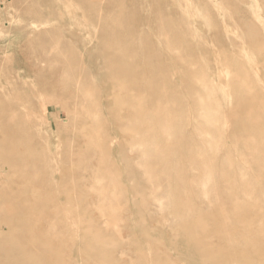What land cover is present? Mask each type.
<instances>
[{"label":"rangeland","instance_id":"374dc122","mask_svg":"<svg viewBox=\"0 0 264 264\" xmlns=\"http://www.w3.org/2000/svg\"><path fill=\"white\" fill-rule=\"evenodd\" d=\"M129 1L0 0V111L16 104L23 133L18 166H33L19 174L20 170L15 174L8 166L0 171V199H4L0 202V264H39V250L26 253L30 238L57 248L56 254L66 264H264V0H156L158 8H152L155 0H144L145 9L135 10L137 17L147 12L145 17L155 21L160 16V23L167 24L157 31L154 22L137 25L130 41L133 47L129 44L131 50L126 52L131 58L124 60L140 71L143 62L146 65L153 58L155 63L159 55V63L165 58L161 69L142 73L146 83L156 80L157 90L163 81L159 91L155 90L157 94L162 91L161 96L145 91L141 100L144 109H151L144 111L146 123L141 125L151 138L143 142L146 133L137 116L133 122L117 121L125 116L122 107L129 105L126 96L136 100L137 95L121 90L112 80L117 68L109 58L118 51V29L112 19H125L123 6L133 13ZM141 39H146L148 52L143 51L146 46ZM116 92L121 99L114 96ZM132 105L127 107L136 115ZM158 114L180 115H171L170 123L161 128L162 140L152 138L160 129ZM208 130L214 133H206ZM52 168L57 170L55 174ZM14 179H19L20 185L12 186ZM231 186L245 189L232 205L238 201L245 202L244 206L247 201L244 208L253 210L251 223H241L237 233L256 234L255 244H260L257 254L247 252L245 244L240 247L241 238L234 234L223 243L211 239L216 252L203 259L189 254L184 248L185 224L191 225L190 233L199 236L213 225L206 224V215L213 221L218 208L230 215L233 208L225 198L232 192ZM16 190H22L23 199L34 194L37 201L18 202L17 206L10 194ZM190 204L193 208H185ZM9 209L12 229L23 235L9 234V223L4 222ZM27 209L31 212L23 213ZM31 215L36 217L33 225H29L35 220ZM62 243L66 251L60 247ZM223 253L233 258L222 261ZM47 257L52 258L49 264H56L53 253Z\"/></svg>","mask_w":264,"mask_h":264},{"label":"bare ground","instance_id":"6f19581e","mask_svg":"<svg viewBox=\"0 0 264 264\" xmlns=\"http://www.w3.org/2000/svg\"><path fill=\"white\" fill-rule=\"evenodd\" d=\"M156 1V0H155ZM182 1V0H181ZM124 2H126V1H124ZM148 2H149V0H148ZM173 2V1H172ZM117 3V2H116ZM120 4L121 3H119V5H117L118 6V8L120 7V8H122V6H120ZM156 5L155 6H152V4L150 5V6H152V8H158L159 6H160V2L159 1H156V3H155ZM222 4H224V3H222ZM126 5V4H125ZM128 5V4H127ZM126 5V6H127ZM149 5V4H148ZM147 5V6H148ZM230 5V4H229ZM129 6H131V8H132V12L133 13H131V10L129 9V10H126L125 8V6H123V9H125L126 10V12H125V10H124V12H123V9H121L122 11V13H125V19H123V20H121V21H116L115 19H117V18H114V19H112L113 21H114V23H115V25H114V23H113V21H112V25H114V26H116V28L118 29V31H116L115 30V32H116V35H115V39H116V41H118V43H117V47L115 48V49H117L118 51L117 52H115L114 54L112 53L111 55H109V58L112 60V63L113 64H115L116 66V68H117V72H116V74H113V77H112V80H115V83H119V84H117V86H119L120 87V89L121 90H126L127 91V93H131L132 91L133 92H136V93H133V94H130V95H137L136 96V100L134 99V98H130L131 100H134L135 101V103L136 104H133L134 102L132 101V103H131V100L129 99V95L128 94H126V95H128V96H126V98H128V100L129 101H127L128 102V104L131 106L132 104V107H134L135 109H137V114L135 115L133 112H132V110L129 108V107H127V106H129V105H127L126 107H124L123 105V107L122 108H125L124 110H123V114H125V116L123 115V116H120L119 118H117V121L118 122H122V121H130V122H133L134 120H136V116H137V119L140 121V126L141 125H143V123H146L145 121H146V119L145 118H147L146 117V115L147 114H145L146 113V111L148 112L149 110H151V109H149L148 107H146V109H144L143 107L145 106H143V104H142V102H141V100L143 99V95H144V92L146 91L147 93L149 92V93H156V92H158L159 91V89L161 88V84L163 83V81H162V83H161V81L160 82H158V80H157V83H158V85H159V83H161L160 84V86H159V89L157 90V88H156V80H155V82H153V83H146L147 81H145L144 80V74H142V73H145V72H143V70L144 71H151L152 73H153V71H155L156 69H161V65H162V63H161V61H162V58H164V57H162L161 58V61H160V63L158 62V60L160 59V55L159 56H157V58L155 59L156 60V62L154 63L152 60H154L153 58H151V62H149L148 61V64H146L145 65V62H143V66H141L142 68H141V70L140 71H135V69H136V67L135 66H133L132 65V62H131V64L130 65H126V63H124V60L125 59H127V58H129V55H127V54H129V53H126L128 50H129V48L131 47L130 45H132V47H133V44H130V41L132 40V37H133V34L134 33H137V31H136V29H138L137 28V25L138 26H142V25H148V26H150L151 25V22H154L153 23V25H154V27L155 28H153V30L154 31H157L156 30V28L157 29H159L160 27H161V29L163 28V27H165V26H167V24L165 23V24H163V23H160V16H157V17H155L154 18V20L155 21H153L151 18H149V17H145L146 16V14H147V12L146 11H144L143 13H145L146 12V14H145V16H141V14L140 15H138V17H137V14L136 13H134L135 12V10H137V12H139L138 10H140L141 8H144V0L142 1V0H130L129 1ZM129 6H127L128 8H129ZM233 6V5H232ZM235 6V5H234ZM146 7V6H145ZM188 7V6H187ZM119 8V9H120ZM127 8V9H128ZM148 8V7H147ZM146 8V9H147ZM113 9V8H112ZM116 9V8H115ZM114 9V10H115ZM145 9V8H144ZM118 10V9H117ZM117 10H115V12L117 11ZM141 10H143V9H141ZM148 10V9H147ZM153 10V9H152ZM162 10H164V9H162ZM117 12H119V11H117ZM121 12H119L120 14H121ZM141 12V11H140ZM155 12V11H154ZM162 12V11H161ZM229 12V11H228ZM110 13H111V10H110ZM113 13V12H112ZM149 13V12H148ZM158 14L159 15H161L160 14V11H158ZM115 15V14H114ZM122 15V14H121ZM120 15V16H121ZM135 15V16H134ZM153 15V14H152ZM113 16V15H112ZM148 16H151V15H148ZM156 16V15H155ZM180 16V15H179ZM117 17H119V16H117ZM186 18V17H185ZM119 19H120V17H119ZM118 19V20H119ZM183 19V18H182ZM181 19V20H182ZM163 20V19H162ZM179 20V19H178ZM164 21V20H163ZM184 21H185V19H184ZM168 22V21H167ZM181 22V21H180ZM253 22V21H252ZM169 24H168V27L169 26H171V22H168ZM152 25V26H153ZM180 26V25H179ZM187 26H188V24H187ZM159 27V28H158ZM167 27V28H168ZM178 27V26H177ZM196 27V26H195ZM171 28V27H170ZM182 28H183V26H182ZM115 29V28H114ZM148 29V28H147ZM172 29V28H171ZM148 30H150V28L148 29ZM152 30V31H153ZM167 30V29H166ZM175 30V29H174ZM182 30V29H181ZM189 30V29H188ZM141 31V30H140ZM139 31V32H140ZM144 31V30H143ZM183 31V30H182ZM253 31V30H252ZM251 31V32H252ZM145 32V31H144ZM177 32V31H176ZM184 32V31H183ZM186 32V31H185ZM184 32V33H185ZM147 33V32H146ZM187 33V32H186ZM140 34V33H139ZM143 34V33H142ZM169 34V33H168ZM188 34V33H187ZM190 34V33H189ZM145 35V34H144ZM158 35V34H157ZM164 35V34H163ZM135 36V38H137L136 37V34L134 35ZM143 38H144V36H143ZM147 38V37H146ZM139 40V39H138ZM141 40H144V43H145V40L146 39H141ZM140 40V42L142 43L143 41H141ZM178 40V39H177ZM115 41V42H116ZM135 41V40H134ZM148 41V40H147ZM176 41V40H175ZM171 42V41H170ZM174 42V41H173ZM144 43H142L143 44V46H146L144 49H143V51L144 52H146L147 51V49L149 48L148 46H147V43H145V45H144ZM181 43V42H180ZM183 43V42H182ZM118 44H121V45H119L118 46ZM130 44V45H129ZM140 44V43H139ZM115 45H116V43H115ZM169 45V44H168ZM172 45V44H171ZM114 46V45H113ZM142 46V45H141ZM143 46H142V48H143ZM153 46H155L154 44H153ZM161 46V45H160ZM163 46V45H162ZM139 47H140V45H139ZM148 47V48H147ZM113 48V47H112ZM156 49V47H153V49ZM169 48V47H168ZM139 49V48H138ZM152 49V48H151ZM152 49V50H153ZM163 49V48H162ZM131 50V49H130ZM130 50H129V52H130ZM133 50V49H132ZM134 51V50H133ZM132 51V52H133ZM138 51V50H137ZM140 51H142V50H140ZM151 51V50H150ZM157 51H163V50H159V48H157ZM195 51V50H194ZM114 52V51H113ZM136 52V51H135ZM148 52V51H147ZM155 52V51H154ZM173 52V51H172ZM175 52V51H174ZM162 53H164V52H162ZM138 54V53H137ZM165 54V53H164ZM163 54V55H164ZM177 54V53H176ZM132 55V54H131ZM142 55H143V53H142ZM146 55V53H144V56ZM158 55V54H157ZM162 55V54H161ZM162 55V56H163ZM178 55V54H177ZM138 56V55H137ZM156 57V56H155ZM154 57V58H155ZM130 58H131V56H130ZM129 58V59H130ZM138 58V57H137ZM139 58H140V56H139ZM148 58V57H147ZM146 57H144L143 59H147ZM128 59V60H129ZM165 59V58H164ZM163 59V60H164ZM170 59V58H169ZM132 60V59H131ZM136 60V59H135ZM134 60V61H135ZM149 60H150V57H149ZM167 60V59H166ZM82 61V60H81ZM133 61V60H132ZM141 61H142V59H141ZM219 61V60H218ZM128 62V61H127ZM163 62V61H162ZM136 63V62H135ZM161 64V65H160ZM139 65V64H138ZM142 65V64H141ZM178 65V64H177ZM225 65V64H224ZM163 66V65H162ZM166 68V67H165ZM185 69V68H184ZM184 69H183V71H184ZM189 69V68H188ZM188 69H186L187 71H188ZM180 70V69H179ZM178 70V71H179ZM224 70V69H223ZM229 70V69H228ZM219 71V70H218ZM217 71V72H218ZM222 71V70H221ZM259 71V70H258ZM156 72V71H155ZM160 72V71H159ZM159 72H157V73H159ZM167 72V71H166ZM168 73H170V72H168ZM168 73H166V74H168ZM188 73V72H187ZM220 73H222V72H220ZM147 74V73H146ZM149 74H151V73H149ZM161 74H163V72L161 71ZM165 74V73H164ZM175 75V74H174ZM220 75V74H219ZM112 76V75H111ZM141 76V77H140ZM147 76V75H146ZM160 76V75H159ZM162 77H163V75H161ZM216 76V75H215ZM159 78V77H158ZM225 78V77H224ZM163 79V78H162ZM151 80V79H150ZM154 80V79H153ZM161 80V79H160ZM213 80V79H212ZM232 80V79H231ZM110 81V80H109ZM172 81V80H171ZM170 81V82H171ZM182 81V80H181ZM205 81V80H204ZM111 82V81H110ZM220 82V81H219ZM227 82V81H226ZM144 83H146V85H145V89L142 87L143 86V84ZM155 83V84H154ZM259 83V82H258ZM262 83V82H261ZM184 84H185V82H184ZM216 84V83H215ZM214 84V85H215ZM224 84V83H223ZM227 84H229V83H227ZM182 85V84H181ZM155 86V87H154ZM230 86V85H229ZM228 86V87H229ZM111 87V86H110ZM110 87H109V89H110ZM115 87V85L113 86L112 85V90H113V88ZM226 87V86H225ZM118 88V87H117ZM175 88V87H174ZM215 88V87H214ZM236 88H238V87H236ZM119 89V88H118ZM177 89H178V87H177ZM187 89V88H186ZM264 89V88H263ZM114 90H116L115 88H114ZM155 90H156V92H155ZM219 90V89H218ZM254 90V89H253ZM210 91V90H209ZM226 91V90H225ZM161 92L162 91H160L158 94L156 93V95H159L160 94V96H161ZM166 92V91H165ZM180 92V91H179ZM211 92V91H210ZM117 94H115L114 93V96L116 95H118V93L119 92H116ZM151 93V94H152ZM163 93V92H162ZM194 93V92H193ZM262 93V92H261ZM166 94H167V92H166ZM182 94V93H181ZM239 94V93H238ZM263 94V93H262ZM17 95V94H16ZM125 94H123V96H122V101H125L126 100V98H125V96H124ZM153 95H155V94H153ZM113 96V95H112ZM113 96V97H114ZM119 97H120V99H121V96L120 95H118ZM192 96V95H191ZM18 97V96H17ZM118 97V98H119ZM132 97H134V96H132ZM149 97V96H148ZM263 97V96H262ZM115 98V97H114ZM113 98V99H114ZM125 98V99H124ZM192 98V97H191ZM261 98V97H260ZM119 99V100H120ZM148 99H150V98H148ZM163 99V98H162ZM188 99V98H187ZM232 99V98H231ZM12 101V100H11ZM16 101H19L18 99L16 100ZM143 101V100H142ZM150 101H151V99H150ZM153 101V100H152ZM155 101V100H154ZM205 101V100H204ZM121 102V101H120ZM119 102V103H120ZM158 102V101H157ZM160 102V101H159ZM194 102V101H193ZM249 102V101H248ZM116 103V102H115ZM118 103V102H117ZM116 103V104H117ZM124 103V105H125V102H123ZM146 103H148V102H146ZM170 103V102H169ZM180 103V102H179ZM206 103V102H205ZM121 104V103H120ZM149 104V103H148ZM152 105L154 104V103H151ZM157 104V103H156ZM207 104H208V102H207ZM222 104V103H221ZM15 106H16V104H14ZM14 105L13 106H11V105H9V107H7V108H5V110H2V111H0V162H1V166H0V171L2 170V168L3 169H5V167H7L8 166V169L10 168V170H11V172H14L15 174L17 173V174H19L20 172L22 173H25L26 171L28 172V171H30V170H32V168H33V166H30V165H28V164H23L22 166H18L19 165V162L17 161L18 160V155H19V153H20V146H19V143L21 142V139H23V133L22 134H20V131H19V129H20V127H19V125L18 124H20L19 122H21V120H19V117H20V114H18V113H16L15 112V107H14ZM84 105V104H83ZM118 105V104H117ZM136 105V106H135ZM152 105H150V106H152ZM155 105V104H154ZM212 105H214V104H212ZM216 105V104H215ZM19 106V105H18ZM157 106V105H156ZM207 106V105H206ZM205 106V107H206ZM246 106V105H245ZM153 107L154 106H152V109H153ZM181 107V106H180ZM17 108V107H16ZM151 108V107H150ZM190 108H191V106H190ZM154 109L156 110V107H154ZM216 109H217V107H216ZM146 110V111H145ZM165 110V109H164ZM190 110V109H189ZM205 110V109H204ZM144 111H145V113H144ZM169 111V110H168ZM171 111V110H170ZM174 111H175V109H174ZM215 111V110H214ZM185 112V111H184ZM191 112V111H190ZM207 112V111H206ZM239 112V111H238ZM208 113H210V111L208 112ZM218 113V112H217ZM254 113V112H253ZM143 114H145V116L143 115ZM152 113H150V115H151ZM172 114H174V113H172ZM172 114H164V115H160V114H158V120L156 121L157 122V125L159 126V128L160 129H158V131L156 132V130H154L156 133H155V135L154 136H152V138L154 137V139L156 138V139H160V140H162V138H164L165 136L163 135V133H162V129L161 128H163V127H165V126H167L169 123H170V117H174L175 115H176V117H177V115H179V114H175V115H172ZM215 114V113H214ZM172 115V116H171ZM193 115V114H192ZM205 115V114H204ZM209 115V114H208ZM208 115H206V116H208ZM217 115V114H216ZM153 116V115H152ZM157 116V115H156ZM179 117H180V115H179ZM199 117V116H198ZM205 117V116H204ZM210 117V116H209ZM212 117V116H211ZM227 117V116H226ZM24 118V117H23ZM182 118H184V117H182ZM195 118V117H194ZM181 119V118H180ZM208 119H211V118H208ZM183 122H184V120H182ZM182 121H178L179 123H183ZM219 121H220V118H219ZM240 121V119L237 121V122H239ZM176 122H177V120H176ZM215 122V121H214ZM241 122V121H240ZM239 122V123H240ZM22 123V122H21ZM155 123V122H154ZM206 123V122H205ZM243 123V122H242ZM245 123H247V122H245L244 121V123H243V125L244 126H246L247 125V127H248V124H246L245 125ZM97 124V123H96ZM131 124V123H130ZM177 124V123H176ZM175 124V125H176ZM215 124V123H214ZM241 124V123H240ZM182 125V124H181ZM180 125V126H181ZM21 126V125H20ZM99 126V125H98ZM139 126V127H140ZM152 126V125H151ZM151 126H150V128H151ZM156 126V125H155ZM177 126V125H176ZM175 126V127H176ZM208 126V125H207ZM237 126H238V124H237ZM244 126H243V128H244ZM253 126V125H252ZM259 126V125H258ZM128 127V126H127ZM144 126H141V129L144 131V130H146L145 128H143ZM178 127V126H177ZM155 128V127H154ZM153 127H152V130L154 129ZM168 128V127H167ZM181 128H183V125L181 126ZM208 128H209V126H208ZM211 128V127H210ZM219 128V127H218ZM255 128V127H254ZM148 129H149V126H148ZM175 129H177V128H175ZM236 129H238V128H236ZM239 129H240V127H239ZM238 129V130H239ZM129 130V129H128ZM151 130V129H150ZM149 130V131H150ZM179 130H181V129H179ZM183 130V129H182ZM202 130V129H201ZM241 130V129H240ZM250 130H253V128H251ZM131 131V130H130ZM167 131V130H166ZM176 131V130H175ZM203 131V130H202ZM237 130H235V132H236ZM254 131V130H253ZM125 132H126V130H125ZM124 132V134L125 135H127L126 133ZM138 132V131H137ZM171 132V131H170ZM178 132V131H177ZM204 132H205V130H204ZM212 133H214V131H211ZM210 132V133H211ZM242 132H243V130H242ZM144 133H146V134H142V138H141V140H140V142H143V141H145V139L146 140H148V139H150L151 138V135L149 134V132L147 133L146 131H144ZM190 133V132H189ZM201 133H203V132H201ZM206 133H209V130H208V132L206 131ZM209 133V134H210ZM211 133V134H212ZM246 133V132H245ZM123 134V135H124ZM132 133H130V135H131ZM191 134V133H190ZM194 134V133H193ZM233 134V133H232ZM236 134V133H235ZM240 134H241V132H240ZM243 134V133H242ZM249 134V133H248ZM247 134V135H248ZM129 135V134H128ZM215 135V134H214ZM220 135V134H219ZM194 136H196V135H194ZM199 136H201V135H199ZM205 136H207V135H205ZM212 136V135H211ZM237 136V135H236ZM252 136H254V135H252ZM131 137V136H130ZM174 137V136H173ZM177 137V136H176ZM193 137V136H192ZM213 137H215V136H213ZM220 137V136H219ZM249 137V136H248ZM247 137V138H248ZM90 138V137H89ZM132 138V137H131ZM179 138V137H178ZM230 138V137H229ZM243 138V137H242ZM252 138V137H251ZM255 138V137H254ZM180 139V138H179ZM226 139V138H225ZM115 140V139H114ZM126 140V139H125ZM131 140V139H130ZM153 140V139H152ZM166 140V139H165ZM253 140H255V139H253ZM252 140V141H253ZM167 141V140H166ZM180 141H181V139H180ZM214 141H215V139H214ZM217 141V140H216ZM220 141V140H219ZM236 142H238L237 140H235ZM256 141V140H255ZM262 141V140H261ZM127 142H129V141H127ZM131 142V141H130ZM157 142V141H156ZM197 142V141H196ZM208 142V141H207ZM212 142V141H211ZM218 142V141H217ZM235 142V143H236ZM163 143H165V142H163ZM213 143H216V142H213ZM244 143V142H243ZM246 143V142H245ZM252 143V142H251ZM264 143V142H263ZM157 144H158V142H157ZM175 144V143H174ZM177 144V143H176ZM197 144V143H196ZM225 144H227V142L225 143ZM181 145V144H180ZM188 145H192V144H188ZM204 145H206V144H204ZM216 145V144H215ZM245 145H247V144H245ZM250 145V144H249ZM249 145H247V147H249ZM260 145H262V143L260 144ZM152 146V145H151ZM212 146V145H211ZM244 146V145H243ZM252 146H254V145H252ZM214 147V146H213ZM226 147V146H225ZM228 147V146H227ZM236 147V146H235ZM259 147V146H258ZM102 148V147H101ZM165 148V147H164ZM218 148V147H217ZM257 148V147H256ZM178 149H181V147H179ZM201 149V148H200ZM226 149V148H225ZM248 149V148H247ZM250 149V148H249ZM248 149V150H249ZM253 149V148H252ZM94 150V149H93ZM106 150V149H105ZM158 150V149H157ZM182 150V149H181ZM180 150V151H181ZM190 150V149H189ZM206 150V149H205ZM254 150V149H253ZM187 152H188V149L186 150ZM195 151H196V149H195ZM203 151V150H202ZM201 151V152H202ZM226 151V150H225ZM243 151H244V149H243ZM242 151V152H243ZM164 152V151H163ZM162 152V153H163ZM166 152V151H165ZM200 152V153H201ZM211 152H212V150H211ZM214 152V151H213ZM216 152V151H215ZM223 152V151H222ZM229 152V151H228ZM159 153H160V151H159ZM171 153V152H170ZM199 153V152H198ZM206 153V152H205ZM226 153V152H225ZM224 153V154H225ZM233 153V152H232ZM164 154V153H163ZM166 154V153H165ZM165 154H164V157H165ZM194 154V153H193ZM227 154V153H226ZM230 154V153H229ZM264 154V153H263ZM201 155H202V153H201ZM239 155V154H238ZM161 156V155H160ZM163 156V155H162ZM209 156V155H208ZM214 156V155H213ZM230 156V155H229ZM168 157V156H167ZM201 157V156H200ZM235 157V156H234ZM161 158H163V157H161ZM190 158H192V156L190 157ZM199 158V157H198ZM202 158V157H201ZM206 159H207V157H205ZM227 158H229V157H227ZM236 158V157H235ZM32 159V158H31ZM165 159V158H164ZM164 159H162V160H164ZM168 159V158H167ZM166 159V160H167ZM189 159V158H188ZM194 159H197V158H194ZM210 160V159H209ZM231 160H232V158H231ZM255 160V159H254ZM34 161L36 162V160L34 159ZM182 161V160H181ZM212 161V160H211ZM197 162H199V161H197ZM203 162V161H202ZM230 162V161H229ZM235 162V161H234ZM257 162H258V159H257ZM34 163V162H33ZM167 163V162H166ZM239 163V162H238ZM237 163V164H238ZM241 163V162H240ZM260 163V162H259ZM35 164V163H34ZM162 164V163H161ZM200 164V163H199ZM202 164V163H201ZM211 164V163H210ZM21 165V164H20ZM166 165V164H165ZM173 165V164H172ZM230 166H232V163H231V165ZM260 166V165H259ZM167 167H170V166H167ZM211 167V166H210ZM56 168V167H55ZM214 168V167H213ZM264 168V167H263ZM165 169H167V168H165ZM187 169H189V168H187ZM186 169V170H187ZM233 168H231V170H232ZM52 170H53V173L55 174V171H57V170H55L54 171V169L52 168ZM144 170V169H143ZM212 170V169H211ZM46 171H48V173H49V170H47L46 169ZM241 171V170H240ZM243 171V170H242ZM262 171H263V169H262ZM8 172H9V170H8ZM185 172V171H184ZM143 173V172H142ZM211 173H212V171H211ZM50 174V173H49ZM53 174V175H54ZM186 174V173H185ZM184 174V175H185ZM216 174V173H215ZM241 174V173H240ZM261 174V173H260ZM259 174V175H260ZM183 175V176H184ZM218 175V174H217ZM243 175V174H242ZM17 176V175H16ZM168 176V175H167ZM180 176V175H179ZM246 176V175H245ZM244 176V177H245ZM257 177V176H256ZM256 177H254V178H256ZM262 177V176H261ZM180 178V177H179ZM184 178V177H183ZM229 178V177H228ZM233 178V177H232ZM182 179V178H181ZM231 179V178H230ZM240 179V178H239ZM179 180V179H178ZM184 180V179H183ZM200 180V179H199ZM237 180V179H236ZM263 180V179H262ZM35 181V180H34ZM181 181V180H180ZM197 181V180H196ZM233 181H234V179H233ZM239 181V180H238ZM237 181V182H238ZM247 181V180H246ZM258 182H259V180H257ZM36 182V181H35ZM182 182V181H181ZM184 182H185V180H184ZM215 182V181H214ZM220 182V181H219ZM236 182V181H235ZM243 182V181H242ZM6 183V182H5ZM28 183H30V182H28ZM179 183V182H178ZM178 183H176V184H178ZM228 183H230V182H228ZM234 183V182H233ZM260 183V182H259ZM12 186H18V185H20V182H19V179L17 180V179H14V180H12L11 181V183H10ZM53 184H54V182H53ZM221 184V183H220ZM226 184H227V182H226ZM172 185V184H171ZM179 185H181L180 183H179ZM178 185V186H179ZM242 185H245V184H242ZM159 186V185H158ZM177 186V187H178ZM187 186V185H186ZM180 188H181V186H179ZM167 188V187H166ZM183 188H184V186H183ZM254 188V187H253ZM21 189V188H20ZM150 189V188H149ZM160 189V188H159ZM178 189V188H177ZM226 189V188H225ZM231 190H232V192L231 193H229V195L227 196V198H225V199H227L228 201H229V203H231V206H232V211H231V213H230V215H225L224 213H223V211H221V208H218V212L215 214L216 215V218H213L214 220L212 221V217L211 216H205V218L206 219H204L205 221H207L206 222V224L208 223H210V222H213V225H211L212 227L210 228V230H205V231H203L202 232V234L203 235H199V236H197L196 234L195 235H193L194 233H190V231L189 230H191L190 228H191V225L190 224H185L184 222V224H185V226H184V229L186 230V235H187V241H186V243L184 244L185 245V250H186V252H188L189 254H191V255H193V256H196V257H202V259L204 258V257H206L207 255H210V253L212 252V254H214L216 251H213L212 250V246L210 245L211 243H210V241H211V239H213V238H216V239H219V241H221L222 243L223 242H226V241H228V240H226V238H229L230 236H232V234H234L233 235V237H235V235H237V236H239L240 238H241V243L242 244H238L239 246L240 245H243V246H245V245H247L246 247H244V249L248 252H250L251 250H253L255 253H256V251H258L259 249H260V247H258L257 245L259 244V243H257V245L255 244V240L254 239H256V234H253V235H255V236H253V237H255V238H253V237H251V236H249V234L248 233H246V235L243 233V234H240L239 232V234L237 233V231H238V229H239V227H240V224L241 223H243V224H245L247 221L249 222V224L251 223V221L249 220L250 219V215H252L251 213H252V211H248L246 208H244V206L247 204V201H246V204L243 206V204L245 203V202H243V204L242 203H240V202H236L235 201V204L236 205H232V204H234V200L235 199H237L238 197H239V194L240 195H244L245 194V189H241V188H239V187H235V186H231V188H230ZM251 189V188H250ZM33 190V189H32ZM37 190V189H36ZM39 190V189H38ZM38 190H37V192H38ZM208 190V189H207ZM228 190V189H227ZM34 192V191H33ZM216 192H218V191H216ZM2 193H3V191H2ZM5 193H7V194H9V192H5ZM31 193V192H30ZM176 193V192H175ZM182 193V192H181ZM192 193V192H191ZM223 193V192H222ZM11 195H12V198H13V200L15 201V204H17V206L19 205L18 204V202H21V203H27V204H29V203H31V202H35V201H37V200H35L36 199V197H35V195L34 194H31V197H29V198H27V199H23V192H22V190H21V192L19 191V190H16V191H12L11 193H10ZM37 194V193H36ZM214 194V193H213ZM219 194V193H218ZM225 194V193H224ZM178 195H180V193H178ZM177 195V196H178ZM185 195V194H184ZM3 197H5V195H2ZM175 196V195H174ZM181 196V195H180ZM215 196V195H214ZM251 196V195H250ZM213 197V196H212ZM225 197V196H224ZM181 198V197H180ZM179 198V199H180ZM193 198V197H192ZM249 198V197H248ZM219 199V198H218ZM260 199H261V197H260ZM240 200H242L241 198H240ZM1 201H4V199L2 198V200L0 199V202ZM6 201V200H5ZM179 201V200H178ZM182 200H180V202H181ZM184 201V200H183ZM189 201V203H190V201L191 200H188ZM215 201V200H214ZM250 201V200H249ZM257 201V200H256ZM261 201V200H260ZM193 202V201H192ZM212 202V201H211ZM3 203V202H2ZM44 203V202H43ZM182 203V202H181ZM186 203V202H185ZM214 203V202H213ZM240 203V204H239ZM40 204H42V203H40ZM192 204V203H191ZM191 204L188 206V207H185V208H191L192 206H191ZM249 204V203H248ZM260 204V203H259ZM261 204H263L262 202H261ZM22 205V204H21ZM36 205V204H35ZM43 205V204H42ZM42 205H41V210H44L43 208H42ZM181 206H182V204H180ZM212 205H214V204H212ZM218 205V204H217ZM26 206H28V205H26ZM179 206V205H178ZM264 205H262V207H263ZM19 207H20V205H19ZM34 207V206H33ZM222 207V206H221ZM250 207H252V206H250ZM261 207V208H262ZM21 208H24V207H22L21 206ZM37 208V207H36ZM193 208V207H192ZM203 208V207H202ZM254 209H256L255 207H253ZM258 208V207H257ZM259 208H260V206H259ZM264 208V207H263ZM204 209V208H203ZM231 209V208H230ZM41 210H40V212H41ZM190 210V209H189ZM207 210V209H206ZM36 211V210H35ZM190 211H192V209L190 210ZM256 211H257V209H256ZM6 212H7V214L8 215H6L5 216V218H4V222H7V223H9V226H10V229L8 228V230H9V234H13V235H18V236H20V235H23V232H20L19 230H16V229H12L13 228V222H12V219L9 217V216H12V211L9 209V210H6ZM29 212H31V210L30 209H27V210H23V213H29ZM189 212V211H188ZM258 212V211H257ZM22 213V212H21ZM183 213V212H182ZM262 213V212H261ZM184 214V213H183ZM188 214V213H187ZM263 214H264V212H263ZM36 215H38V214H36ZM178 215H179V213H178ZM214 215V216H215ZM32 216V215H31ZM42 216V215H41ZM188 216H190V214L189 215H187L186 217H188ZM213 216V215H212ZM255 216H257V215H255ZM262 216H264V215H262ZM32 217H35V216H32ZM185 217V218H186ZM38 218H39V216H38ZM184 218V217H183ZM189 218V217H188ZM203 218L204 217H202V219L201 220H203ZM252 218H255V217H252ZM251 218V219H252ZM258 218V217H257ZM264 218V217H263ZM263 218H262V220H263ZM16 219V218H15ZM35 220H31L30 221V223H29V225L30 224H32L33 225V223L34 222H36V217L34 218ZM40 219V218H39ZM45 219V218H44ZM195 219V218H194ZM261 219V218H260ZM46 220V219H45ZM261 220V221H262ZM184 221V220H183ZM37 222H38V220H37ZM45 222H47V221H45ZM193 222V221H192ZM191 222V223H192ZM254 222V221H253ZM25 223V222H24ZM27 224V223H26ZM113 224V223H112ZM195 224H196V222H195ZM242 224V226H244ZM247 224V223H246ZM7 225V224H6ZM5 225V226H6ZM28 225V226H29ZM257 225V224H256ZM25 226V225H24ZM39 226H40V224H39ZM36 227L38 228V226H37V223H36ZM46 227V226H45ZM196 227V226H195ZM258 227V226H257ZM5 228V227H4ZM36 228V229H37ZM97 229V228H96ZM201 229H203V227L201 228ZM207 229V228H206ZM253 229V228H252ZM257 228H255L254 227V231L256 230ZM241 230V229H240ZM244 230V229H243ZM7 231V230H6ZM187 231H189V233L191 234V235H193L192 237H191V235L190 234H188L187 233ZM201 231V230H200ZM245 231V230H244ZM257 231V230H256ZM76 232V231H75ZM100 232V231H99ZM250 232V231H249ZM260 232V231H259ZM196 233H198V230H197V232ZM200 233V232H199ZM198 233V234H199ZM258 233V232H257ZM262 233V232H261ZM264 234V233H263ZM251 235V234H250ZM188 236H189V238H188ZM196 236V237H195ZM30 237V236H29ZM185 237V236H184ZM258 238H259V235H258ZM258 238H257V240H258ZM30 241L29 242H27V247L29 248V250H28V252L26 251V253H28L29 255L31 254V252L32 251H38L39 250V252H40V254L38 253L37 255H39L38 256V260L40 261V262H38L39 264H49V262H50V260H52V258H49L48 259V253H53L54 254V258H55V260H56V264H66L65 263V259H63L62 257H60V255L59 254H56L57 253V248H54V246H50V244H47V243H43L44 241H42V243L40 242V240H38V241H36L37 240V238H30L29 239ZM112 240V239H111ZM60 241V240H59ZM191 241V242H190ZM197 241V244H192V242H196ZM231 243V242H230ZM230 243H229V245H230ZM264 243V242H263ZM245 244V245H244ZM13 245H15V244H13ZM237 245V246H238ZM260 245V244H259ZM235 247H236V245H234ZM238 246V247H239ZM15 247V246H14ZM60 247H62L65 251H66V249H67V247L65 246V244L64 243H62L61 245H60ZM221 247V246H220ZM237 247V248H238ZM241 247V246H240ZM262 247V246H261ZM0 248H2L1 246H0ZM237 248H236V250H237ZM176 249V248H175ZM233 249V248H232ZM239 249V248H238ZM261 249H263V248H261ZM220 250V249H219ZM235 250V249H234ZM241 250V249H240ZM264 250V249H263ZM1 251V250H0ZM230 251V250H229ZM5 252V251H4ZM65 253V252H64ZM64 253H62L63 255H65ZM235 253V252H234ZM240 253V252H239ZM242 254V253H241ZM244 254V253H243ZM257 254V253H256ZM262 254V253H261ZM2 256V255H1ZM1 256H0V259H1ZM235 256V255H234ZM264 256V255H263ZM222 258H220V260H222V261H224V260H230V258H231V255H229V254H226V253H223L222 254V256H221ZM227 257V258H226ZM26 258V257H25ZM233 258V257H232ZM231 258V259H232ZM33 259H36V256H35V258H33ZM2 261H3V259H1ZM30 260V259H29ZM28 260V261H29ZM28 261H27V263H28ZM62 261H63V263H62ZM261 261V260H260ZM259 261V262H260ZM257 262V261H256ZM21 263V262H20ZM30 263V262H29ZM219 263V262H218ZM260 263H262V262H260ZM26 264V263H25ZM250 264H252V263H250ZM263 264V263H262Z\"/></svg>","mask_w":264,"mask_h":264}]
</instances>
